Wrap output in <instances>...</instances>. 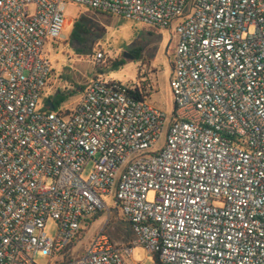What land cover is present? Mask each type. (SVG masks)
<instances>
[{"label":"built area","instance_id":"2783aa9c","mask_svg":"<svg viewBox=\"0 0 264 264\" xmlns=\"http://www.w3.org/2000/svg\"><path fill=\"white\" fill-rule=\"evenodd\" d=\"M69 4L175 32L171 117L136 97L144 76L100 75L48 108ZM105 196L136 241L102 230L69 259ZM136 246L160 264H264V0H0V264H130Z\"/></svg>","mask_w":264,"mask_h":264},{"label":"rangeland","instance_id":"374dc122","mask_svg":"<svg viewBox=\"0 0 264 264\" xmlns=\"http://www.w3.org/2000/svg\"><path fill=\"white\" fill-rule=\"evenodd\" d=\"M66 26L63 31L65 39L48 42L46 52L52 61L53 73L50 85L45 91V98L55 102L58 97L65 100L57 106V111L73 108L82 90L95 77L105 75L113 80L129 84L144 76V85H150L153 90L148 102L161 111L172 116L175 109L173 92L170 86L172 75L171 60L174 58L176 47L175 32L157 30L142 21L122 19L103 12H92L90 8L69 4L66 8ZM83 21V26L75 37V25ZM139 51L141 59H128L124 54ZM102 55V58H100ZM126 60L117 69H111L115 60ZM143 85V86H144ZM170 122V121H169ZM169 122L164 130L156 150H161L167 138ZM93 162L88 163L82 176L88 179ZM151 191L149 200L155 199ZM108 210L85 232L83 239L69 254V259L85 253L94 235L104 231L117 242L133 245L136 241L133 226L115 208L114 197L105 196ZM58 224L51 220L46 232L51 238H56ZM68 258V251L60 258ZM56 259L38 253L36 264H54ZM130 264H160L156 255H151L145 247L136 246Z\"/></svg>","mask_w":264,"mask_h":264},{"label":"trees","instance_id":"16d2710c","mask_svg":"<svg viewBox=\"0 0 264 264\" xmlns=\"http://www.w3.org/2000/svg\"><path fill=\"white\" fill-rule=\"evenodd\" d=\"M92 12H95V13H98L99 11H95V10H92ZM76 27H75V37H77V35L79 34V31L82 29V28H84V26H83V21L81 20V22H78V23H76V25H75ZM132 55L134 56V59H137V60H139V59H141V56H140V53H139V51H135V52H132ZM126 63V60H124V59H121V60H115L113 63H112V68L111 69H117V68H120V67H122L124 64ZM147 83L144 85V88H143V93L141 94V93H137L136 94V97L137 98H139V99H145V98H148L150 95H151V93H148L147 92ZM65 99L63 98V97H58V99L55 101V102H53L54 103V105H55V108H57V106H59L63 101H64ZM103 215V214H102ZM102 215H100V216H97L96 218H95V220H97L99 217H101ZM85 232L86 231H83L82 232V237H84V235H85ZM156 261L157 262H159V260H158V257L156 256Z\"/></svg>","mask_w":264,"mask_h":264},{"label":"water","instance_id":"95a60500","mask_svg":"<svg viewBox=\"0 0 264 264\" xmlns=\"http://www.w3.org/2000/svg\"><path fill=\"white\" fill-rule=\"evenodd\" d=\"M124 56L125 58H128V59H134V56L129 53H125ZM47 106L51 111L55 110V105L52 101H48Z\"/></svg>","mask_w":264,"mask_h":264}]
</instances>
